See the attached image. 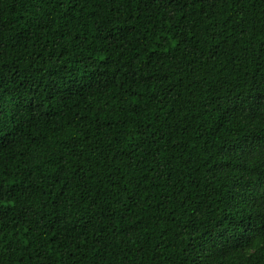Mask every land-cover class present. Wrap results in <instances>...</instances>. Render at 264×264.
<instances>
[{"label": "trees", "instance_id": "16d2710c", "mask_svg": "<svg viewBox=\"0 0 264 264\" xmlns=\"http://www.w3.org/2000/svg\"><path fill=\"white\" fill-rule=\"evenodd\" d=\"M262 80L264 0H0V264H264Z\"/></svg>", "mask_w": 264, "mask_h": 264}, {"label": "snow or ice", "instance_id": "6c2138e0", "mask_svg": "<svg viewBox=\"0 0 264 264\" xmlns=\"http://www.w3.org/2000/svg\"><path fill=\"white\" fill-rule=\"evenodd\" d=\"M101 59H103V57H101ZM254 89L264 92V80L256 84ZM255 107L256 105L249 102L247 112H245L244 108H241L240 111L248 114L254 111ZM259 107L260 111L264 113V97H261V103ZM2 123L3 121L0 120V124ZM258 128L259 132H257L256 127L249 128V142H235V147L229 148L225 146L218 153L220 157L218 163L222 165V170H230L234 164H239L242 160L246 161L248 158L254 156L257 151L264 152V119L260 121ZM2 136L3 133L0 131V138H2ZM238 194L239 192H237V195ZM256 203L259 204V210L261 214L260 223L264 225V177L261 178L260 198L256 201ZM233 227L239 235V240L236 241L239 248H248L250 250L261 248L264 250V227H260L256 230L251 228L241 230L239 225ZM224 230H228L227 225L225 226ZM221 255L227 254L221 253Z\"/></svg>", "mask_w": 264, "mask_h": 264}]
</instances>
